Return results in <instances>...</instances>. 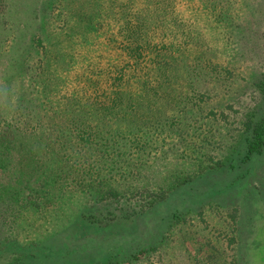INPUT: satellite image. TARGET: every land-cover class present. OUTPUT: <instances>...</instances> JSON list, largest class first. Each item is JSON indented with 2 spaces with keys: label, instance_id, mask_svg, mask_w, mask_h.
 <instances>
[{
  "label": "trees",
  "instance_id": "obj_1",
  "mask_svg": "<svg viewBox=\"0 0 264 264\" xmlns=\"http://www.w3.org/2000/svg\"><path fill=\"white\" fill-rule=\"evenodd\" d=\"M121 1L115 24L104 18L110 17L112 8L104 10L101 22L84 8V13L73 10L75 21L62 20L59 30L72 31L84 21V35L89 31L106 36L103 45L116 52L111 64H101V57L95 58L87 49L79 61L81 68L77 69L76 56L71 54L67 56L71 68L64 67L56 75L51 66L62 54L57 52L59 41L54 33L58 30L49 21V2L44 4L43 21H34V32L25 40L16 35L0 40V217L9 220L8 228H0V264H135L163 252L169 231H176L194 215L203 219L204 208L196 213L172 211L158 240L135 233L137 218L194 176L213 168L202 161L203 149L211 144L209 126L202 129L199 141L187 140L182 119L184 103L193 99L197 76L202 70L215 72L220 67L212 44L207 39L201 45L190 40L189 48L185 47L176 0ZM95 43L94 38L84 36V48L97 51ZM255 88L262 107L244 121L241 145H233L237 154L243 150L247 160L264 149V74ZM53 91L60 95L56 102L53 96L50 99ZM10 93L14 101L7 103ZM199 96L203 102V94ZM153 135L154 142L159 139L160 148L165 147L160 157H172L177 163L182 159L178 153H183L184 159L199 164L183 172L174 167L158 179L148 177V154L152 147L159 148L152 143ZM37 176L42 183L54 181L62 193L93 192L96 201L110 210L103 217L71 214L69 225L47 240L24 244L18 239L21 214L33 212L23 218L32 228L48 205L45 193L37 189L27 193ZM115 211L121 212L119 217ZM84 218L97 227L95 232L72 223ZM117 219H123L127 228L114 229L111 222ZM183 236L181 244L190 264H200L189 243L195 237ZM205 259L207 264H218L212 252Z\"/></svg>",
  "mask_w": 264,
  "mask_h": 264
},
{
  "label": "rangeland",
  "instance_id": "obj_2",
  "mask_svg": "<svg viewBox=\"0 0 264 264\" xmlns=\"http://www.w3.org/2000/svg\"><path fill=\"white\" fill-rule=\"evenodd\" d=\"M46 2L50 3V11H47L49 21L52 28L58 30L54 33L59 41L60 51L57 52L62 54L59 62L51 66L56 75L64 71V67L71 68L67 58L71 54L76 56L77 69L81 68L79 61L88 50L95 58L100 56L99 61L103 65L115 62L116 52L103 45L106 36L89 31H85L84 35V21L72 31L59 30L62 20L75 21L72 18L73 10L84 13V8L90 10L89 13L98 22L102 21L104 10L108 12L112 8L110 17L104 18L106 22L115 24L118 5L123 3L121 0H0V40L15 35L25 40L34 32V21H43ZM175 6L180 13V36L183 35L185 47L189 48L190 40L192 44L201 42V45L202 40L207 39L212 44L220 66L215 72L206 69L198 74L196 86L191 91L193 99L187 100L182 109L187 140L193 137V140L199 141L202 129L209 126L211 144L203 149L205 155H202V161L213 168L194 176L190 182L170 192L165 200L157 203L147 214L137 218L135 233L139 235L142 232L147 240L156 241L172 211L196 213L204 208L201 211L203 219L194 215L185 225L177 227L176 231H169L170 239L163 252L142 258L135 264H190L184 242L181 244L185 233L195 237L189 243L199 257L200 264L208 263L205 258L211 252L218 264H264V149L261 154L252 155L247 160L243 157V150L237 154L234 148L241 145L239 136L243 134L244 121L255 109L260 110L263 103L255 82L264 74V0H176ZM84 36L94 38L97 51L84 48ZM24 47L21 46L20 52ZM61 73L65 76V72ZM68 77L72 78V74ZM38 89L37 92L41 93V86ZM202 94L203 102L199 96ZM52 96L53 102H56L60 95L53 91L50 99ZM13 97L10 93L6 102L13 100ZM151 140L159 148L152 147L148 154L145 171L148 177L155 176L158 179L174 167L183 172L193 164H199L198 160L184 159L181 156L183 153H178L182 159L177 163L172 157L164 159L159 152L165 147L160 148L159 139L154 142V135ZM170 143H166L167 147ZM198 156L201 154L198 153ZM218 162L223 166L218 168ZM42 180L39 176L35 177L27 193L35 189L45 193L48 205L32 228L24 223L23 218L33 212L29 210L21 214L17 226L21 228L18 239L22 243L47 240L63 226L69 225L71 214L83 212L85 216L107 215L109 207L97 202V195L93 192L79 189L73 193H62L54 181L42 183ZM113 213L118 217L121 214L120 211ZM2 219L0 217V228L4 230L9 227V220ZM72 223L91 233L97 229L85 218ZM111 224L117 230L127 228L123 219L114 220ZM119 234L130 236L131 232ZM172 240L180 244L175 246Z\"/></svg>",
  "mask_w": 264,
  "mask_h": 264
}]
</instances>
